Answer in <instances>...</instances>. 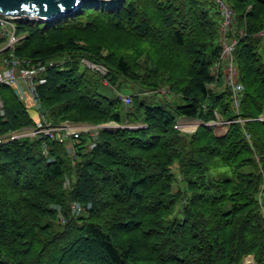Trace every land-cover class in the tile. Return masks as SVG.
Returning a JSON list of instances; mask_svg holds the SVG:
<instances>
[{
    "label": "trees",
    "instance_id": "1",
    "mask_svg": "<svg viewBox=\"0 0 264 264\" xmlns=\"http://www.w3.org/2000/svg\"><path fill=\"white\" fill-rule=\"evenodd\" d=\"M224 2L238 109L211 73L213 0H86L53 21L15 20L14 55L55 62L35 86L39 121L116 126L91 148L88 133L73 139L74 163L56 138L0 143V264H264V0ZM127 83L128 105L105 91ZM0 101V136L35 126L14 87L0 85ZM181 118L201 124L185 134ZM218 118L221 135L206 124Z\"/></svg>",
    "mask_w": 264,
    "mask_h": 264
},
{
    "label": "built area",
    "instance_id": "2",
    "mask_svg": "<svg viewBox=\"0 0 264 264\" xmlns=\"http://www.w3.org/2000/svg\"><path fill=\"white\" fill-rule=\"evenodd\" d=\"M221 13V23H220V35L223 40L221 43L222 51L219 57V62L212 68L211 73L217 76L218 71L224 73L223 79H225V83L227 87L231 88L233 103L235 109H238L239 106V95L242 90L241 83L237 80V69L233 64V59L231 57V51L233 50V46L235 41H226V32L228 31L233 18V12L231 8L225 4L224 0H213ZM17 17L11 15L0 14V36L6 39L7 47H10V51L8 56L3 58L0 61V85L6 84L14 87L17 95L23 99H31L33 104L38 107L37 95L35 91V86L39 83L44 82V78L41 75L49 66H53L55 62L53 60H49L46 62L37 61L33 62L29 59H21L17 58L13 53V45L18 40V36L16 35V20ZM81 62L88 66L91 69H95L102 74L107 72V69L102 65H96L87 59H82ZM214 70V71H213ZM223 76V74H222ZM122 101L125 103L130 102V97L125 95H120ZM1 107V101H0ZM264 116V112L261 115ZM184 119H180L175 128L180 131H186V125L182 122ZM220 123H227L224 121H219ZM71 122H64L59 125H51L50 123H45L38 121L35 126L25 127L22 130L11 132L6 135L0 136V143L14 139L19 136H30V137H41V135L48 136L50 138H56L57 140H62L57 137L59 130L65 129L66 133L63 137L70 136V141L73 139L79 138L81 133H88L91 137L90 148L94 146V140L97 139L98 131L96 128H88L85 124L82 128H71ZM215 130V129H214ZM226 131V128L223 130L221 134ZM216 132V130H215ZM217 133V132H216ZM218 135H221L217 133ZM62 137V138H63ZM43 148L45 149V143H43ZM67 151L71 154L74 153L72 149L67 148ZM66 185H68V180H66ZM72 212H78L80 210V206L76 203L71 205ZM59 220L63 222V217L60 216Z\"/></svg>",
    "mask_w": 264,
    "mask_h": 264
},
{
    "label": "rangeland",
    "instance_id": "3",
    "mask_svg": "<svg viewBox=\"0 0 264 264\" xmlns=\"http://www.w3.org/2000/svg\"><path fill=\"white\" fill-rule=\"evenodd\" d=\"M219 36H220V44L222 43V40H223V38H222V36L220 35V33H219ZM226 39V41H234V40H230L229 38H225ZM7 47V43H6V39H5V41L3 42V43H1L0 44V51H2V50H4V49H7L6 48ZM222 51V50H221ZM233 50L231 51V57H232V59L234 58L233 57ZM3 58H5L4 56H2V59ZM1 59V60H2ZM0 60V61H1ZM233 64H234V61H233ZM234 66H235V64H234ZM236 67V66H235ZM214 71V70H213ZM107 73V72H106ZM105 73V74H106ZM221 73V74H220ZM220 74V75H219ZM222 74H223V76H222ZM104 75V74H103ZM213 75H215L214 73H213ZM217 75L219 76V77H221V79H219L217 82H218V86H222V85H226V83H225V79H223V77H224V73H222L221 71H218V73H217ZM221 80V81H220ZM104 83H107L106 81H103ZM215 86H216V82H213L212 84H211V87H213V89H215ZM105 91L106 92H108L109 94H118V95H125V96H129L130 97V95H132L133 93H134V90H133V87H132V85L130 84V83H127V84H123V85H121V86H118V88H116V87H112L111 85L109 86V84H107V86H106V88H105ZM163 93H166L167 94V96L170 98L171 96H170V94L169 93H167V89L166 88H162V90H161ZM27 100H30L31 101V99H27ZM31 103H32V105L34 106V108L35 109H37V107L33 104V102L31 101ZM123 103H124V105H128L130 102H128V103H125L124 101H123ZM260 119H262V120H264V116L262 117V116H260L259 117ZM181 119H184V118H181ZM219 121H224V120H220L219 118L217 119V120H215V121H209V122H207L208 123V125H211V126H214V129L216 130V132L217 133H219V134H221L222 132H223V130L225 129V128H227V123H220ZM185 125H186V128H187V130L186 131H181L182 133H191V132H193L196 128H197V126L199 125V124H201V120H197V119H191V118H186L185 120H183L182 121ZM224 122H226V121H224ZM49 123V122H48ZM71 125V128H82L85 124L87 125L86 127H88V128H92V129H94V128H96L97 129V131L99 130V128L103 125H105V127H114V126H116L115 125V123L114 122H109V123H105V124H102V125H95V124H92V123H89V122H71L70 123ZM66 133V131H65V129H61V130H59V132H58V134L59 135H57V137L58 138H60V139H62V140H59V141H63L64 142V146H65V148H66V150H67V148H69V149H72V151H75L74 150V148L75 147H73V141L71 142L70 141V139H71V137L68 135V136H66V137H63V135ZM63 137V138H62ZM89 148H90V144H89ZM68 152V151H67ZM68 154L70 155V157H71V159L73 160V163H74V161L77 159V154H75V152L73 153V154H71V153H69L68 152ZM61 216V215H60ZM240 264H257L255 261H254V258H251L250 256H245L244 258H243V261L240 263Z\"/></svg>",
    "mask_w": 264,
    "mask_h": 264
},
{
    "label": "water",
    "instance_id": "4",
    "mask_svg": "<svg viewBox=\"0 0 264 264\" xmlns=\"http://www.w3.org/2000/svg\"><path fill=\"white\" fill-rule=\"evenodd\" d=\"M86 0H0V14L39 21H53L70 15ZM35 4L36 7H32ZM50 5L45 10L44 5ZM23 5V6H22ZM254 258L253 255H248Z\"/></svg>",
    "mask_w": 264,
    "mask_h": 264
},
{
    "label": "crops",
    "instance_id": "5",
    "mask_svg": "<svg viewBox=\"0 0 264 264\" xmlns=\"http://www.w3.org/2000/svg\"><path fill=\"white\" fill-rule=\"evenodd\" d=\"M27 105L30 106L29 111L32 115V117L35 119L36 122L39 121V114L34 110V106L32 105L30 100H27Z\"/></svg>",
    "mask_w": 264,
    "mask_h": 264
},
{
    "label": "snow or ice",
    "instance_id": "6",
    "mask_svg": "<svg viewBox=\"0 0 264 264\" xmlns=\"http://www.w3.org/2000/svg\"><path fill=\"white\" fill-rule=\"evenodd\" d=\"M22 6H23V5H22ZM32 7H34V8H35V7H36V5H35V4H33V5H32ZM43 7H44V9H45V10H47V9L50 7V5H47V4H45Z\"/></svg>",
    "mask_w": 264,
    "mask_h": 264
}]
</instances>
